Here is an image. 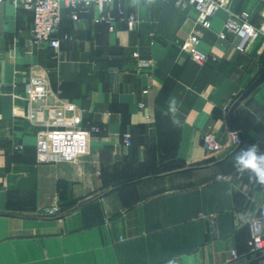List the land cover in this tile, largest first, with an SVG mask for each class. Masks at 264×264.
<instances>
[{"label":"crops","instance_id":"obj_1","mask_svg":"<svg viewBox=\"0 0 264 264\" xmlns=\"http://www.w3.org/2000/svg\"><path fill=\"white\" fill-rule=\"evenodd\" d=\"M120 8L136 14L135 28ZM242 10L264 23L260 0H228L209 26L189 0L91 4L77 20L64 8L54 48L34 40L31 10L0 2V264H243L264 255L248 244V220L264 222V183L236 159L253 145L264 156V78L240 98L264 72V40L239 51L231 34L220 36L229 11ZM102 12L114 29L95 21ZM192 35L205 61L183 48ZM41 70L91 132L75 162L37 153L42 125L27 118L25 95ZM208 134L225 150L208 151ZM53 206L59 212L48 214Z\"/></svg>","mask_w":264,"mask_h":264},{"label":"built area","instance_id":"obj_2","mask_svg":"<svg viewBox=\"0 0 264 264\" xmlns=\"http://www.w3.org/2000/svg\"><path fill=\"white\" fill-rule=\"evenodd\" d=\"M4 1V0H0ZM15 4H21L33 12L32 34L37 42H47L54 48H59L61 41L58 37L59 26L62 20V10H71L73 19L79 18V11L86 9L91 4H96L101 9L115 0H10ZM182 1V0H180ZM228 0H189L199 11L198 20L205 26L210 25V18ZM264 2V0H260ZM120 16L126 20L130 28H135L137 16L126 8L119 9ZM251 11H229L221 37L231 34L235 40V46L239 51H246L252 42L258 37L264 40V23L260 26L251 22ZM95 21L109 23L110 29H114L115 18L102 12ZM200 39L196 35L189 37L183 44V48L189 51L193 58L205 61L207 55L198 49ZM145 65L149 61H144ZM25 99L29 104L27 118L32 122L42 125L36 135V150L40 158L49 161H72L88 154L91 132L78 125V107L71 101L63 99L58 91L51 87L48 72L41 70L34 73L28 80ZM124 140L131 143L130 133H124ZM204 146L211 153H219L226 146L214 136L208 134L204 137ZM231 143H240L237 132H233ZM59 206L46 207L48 214L59 212ZM213 221V220H210ZM248 222L252 226L253 235L249 240V248L255 253H264V222L260 218H250ZM238 257L235 250L232 251Z\"/></svg>","mask_w":264,"mask_h":264},{"label":"clouds","instance_id":"obj_3","mask_svg":"<svg viewBox=\"0 0 264 264\" xmlns=\"http://www.w3.org/2000/svg\"><path fill=\"white\" fill-rule=\"evenodd\" d=\"M167 103L177 104V101L175 100V98H169ZM172 111L175 112V109H172ZM172 123L174 127L182 126L179 118L173 119ZM258 147V145H253L252 150L248 151L243 156L237 154L236 159L237 162L243 166V168L255 171L259 175L261 183H264V169H261L259 164L260 161H264V156L258 157L256 155V150L258 149Z\"/></svg>","mask_w":264,"mask_h":264},{"label":"water","instance_id":"obj_4","mask_svg":"<svg viewBox=\"0 0 264 264\" xmlns=\"http://www.w3.org/2000/svg\"><path fill=\"white\" fill-rule=\"evenodd\" d=\"M263 78H264V72L261 75H259V77H257L255 79V81L247 88V90L243 93V95L240 98H244L246 95L251 93L259 85V83L263 80ZM236 104L237 103H235L234 105H236ZM230 116H231V114H230ZM233 124L235 127H237V124L235 122ZM243 264H264V255H261L260 257L252 259V260H250L246 263H243Z\"/></svg>","mask_w":264,"mask_h":264},{"label":"rangeland","instance_id":"obj_5","mask_svg":"<svg viewBox=\"0 0 264 264\" xmlns=\"http://www.w3.org/2000/svg\"><path fill=\"white\" fill-rule=\"evenodd\" d=\"M259 254H263V253H259Z\"/></svg>","mask_w":264,"mask_h":264}]
</instances>
